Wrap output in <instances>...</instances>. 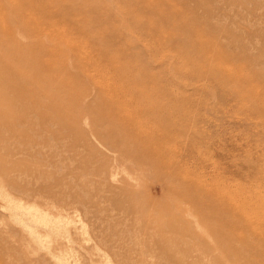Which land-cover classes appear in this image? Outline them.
I'll list each match as a JSON object with an SVG mask.
<instances>
[{
	"label": "rangeland",
	"instance_id": "rangeland-1",
	"mask_svg": "<svg viewBox=\"0 0 264 264\" xmlns=\"http://www.w3.org/2000/svg\"><path fill=\"white\" fill-rule=\"evenodd\" d=\"M0 264H264V0H0Z\"/></svg>",
	"mask_w": 264,
	"mask_h": 264
},
{
	"label": "bare ground",
	"instance_id": "bare-ground-1",
	"mask_svg": "<svg viewBox=\"0 0 264 264\" xmlns=\"http://www.w3.org/2000/svg\"><path fill=\"white\" fill-rule=\"evenodd\" d=\"M134 132V131H133ZM135 133V132H134ZM138 135V134H137ZM137 138V140H138V142H139V140L141 139L139 136H136ZM218 203V202H217Z\"/></svg>",
	"mask_w": 264,
	"mask_h": 264
}]
</instances>
